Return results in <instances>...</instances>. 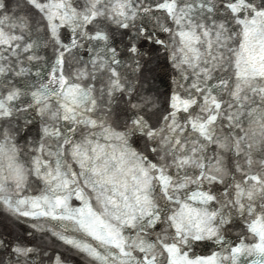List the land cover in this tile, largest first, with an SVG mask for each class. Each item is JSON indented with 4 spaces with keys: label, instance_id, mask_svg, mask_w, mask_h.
<instances>
[{
    "label": "snow or ice",
    "instance_id": "1",
    "mask_svg": "<svg viewBox=\"0 0 264 264\" xmlns=\"http://www.w3.org/2000/svg\"><path fill=\"white\" fill-rule=\"evenodd\" d=\"M145 46L169 51L164 108ZM0 207L88 264H264V0H0ZM34 253L0 236V264Z\"/></svg>",
    "mask_w": 264,
    "mask_h": 264
},
{
    "label": "water",
    "instance_id": "2",
    "mask_svg": "<svg viewBox=\"0 0 264 264\" xmlns=\"http://www.w3.org/2000/svg\"><path fill=\"white\" fill-rule=\"evenodd\" d=\"M151 3V0H148ZM21 3L22 0H8L10 9L16 10L17 4ZM160 16V22L165 23L162 14ZM141 23H147L148 27H153L155 21L148 17H142ZM170 23V21H167ZM157 34L161 39L168 40V34L159 32ZM122 47V46H121ZM144 52L147 54L145 59L148 61L147 70L142 73L141 80V92L143 95L151 96L153 101L160 107L166 106V100L170 94L172 88L175 86L173 81L175 78V72L171 66V61L168 59L169 51L161 48L159 51H150V46H145ZM41 55L51 57L53 55L52 50H41ZM80 55L83 56L84 60L88 59V54L82 49ZM70 63L74 67H79L77 60L69 57ZM43 61H40V71L42 74L46 73V68L43 67ZM31 67V65H28ZM33 73L36 72V68L31 69ZM34 121V127L31 129V135L36 136L37 131L42 127V121L39 116L32 117ZM219 188V186H217ZM45 229L48 228L50 223L55 222H41ZM61 230V229H57ZM244 231V222L242 219H236L235 223L228 226V230L225 233L226 245L224 247H231L240 243L242 233ZM29 233H31L29 235ZM70 237L75 235L72 232L65 233ZM0 236L9 242L11 247L17 237H23L25 244L36 249V253L29 259L28 264H41L42 253L47 252L49 256L53 254H63L65 264H88V259L77 250L69 245L64 244L62 241L53 237L50 232L47 231H35L31 228L30 222L18 221L6 208L0 207ZM224 247L211 242L201 243L194 247L193 251L197 256H210L214 252H218L224 255ZM4 264H12L15 257L7 254L3 255ZM252 258L242 259L241 264H251ZM47 264V262H45Z\"/></svg>",
    "mask_w": 264,
    "mask_h": 264
}]
</instances>
